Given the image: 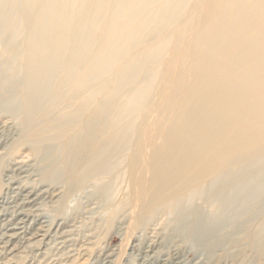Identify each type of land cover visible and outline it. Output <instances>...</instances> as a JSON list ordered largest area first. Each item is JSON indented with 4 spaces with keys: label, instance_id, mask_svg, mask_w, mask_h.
Masks as SVG:
<instances>
[{
    "label": "bare ground",
    "instance_id": "obj_1",
    "mask_svg": "<svg viewBox=\"0 0 264 264\" xmlns=\"http://www.w3.org/2000/svg\"><path fill=\"white\" fill-rule=\"evenodd\" d=\"M189 2L0 0V161L11 157L23 170L28 156L14 154L28 144L42 156L33 183L14 187L0 233L4 264L30 246L28 264L88 260L81 221L53 223L42 209L65 194H74L66 204L80 202L76 211L95 205L87 219L97 224L125 219L128 233L157 230L187 243L260 199L264 0ZM164 28L162 40L147 43ZM169 40L171 60L159 69ZM115 64L112 91L125 100L97 108L93 85ZM7 127L17 142L2 134ZM59 174L69 178L64 191L46 201ZM153 245L148 258L168 264Z\"/></svg>",
    "mask_w": 264,
    "mask_h": 264
},
{
    "label": "rangeland",
    "instance_id": "obj_2",
    "mask_svg": "<svg viewBox=\"0 0 264 264\" xmlns=\"http://www.w3.org/2000/svg\"><path fill=\"white\" fill-rule=\"evenodd\" d=\"M193 3L194 0H190L188 7H191ZM103 29L104 28L101 26L95 31L92 37L93 41H99ZM167 30H174L175 32L177 30V24L171 23ZM167 30L166 28L161 29V32H158L153 37H149L147 43L162 40V36ZM95 45L96 44H94V46ZM169 46L170 40L167 41L168 48L165 50L162 60L157 64L159 69L160 66L167 65L171 60L172 51L169 49ZM140 47L141 45H137L132 52L139 50ZM116 66L117 65L115 64L109 73L105 74L93 85V90L96 93V101L101 102L99 106L96 105L97 108L104 107L111 111L113 107H117L118 104H122L125 100V95L121 93V91L120 93L114 92L115 94L112 91L114 87L111 85H114L116 81L115 75H113ZM103 100L104 102L108 100V102H105V104L102 105ZM114 102L116 106L114 105ZM136 116V121H140L142 118V112L139 111ZM86 117L87 114H85L84 118ZM2 118L3 117L0 116V120ZM59 132L60 129H54L52 131L49 130L44 132L43 134L47 136ZM10 133L12 134L10 135ZM2 134L4 136L9 135L8 139L11 138L10 140L17 142L16 140L18 136H14L17 135V130L7 127L2 130ZM29 135L28 136L31 138L37 136L34 134ZM46 144L50 145V143L47 142L43 143V146L41 145L43 152L48 147ZM30 149V144L21 146L14 154L15 156H18L21 153H24L28 156L24 162L25 167H23V170L13 167L11 157L0 161V233L3 224L11 214V208L17 198L14 189L16 184L17 186L31 185L33 183L32 180L37 178V170L42 163L39 161V158L42 156L39 155L38 158L31 155ZM20 171L23 173L21 174ZM262 176L263 174H259V178ZM68 179L69 178L66 174H59L56 180L57 182H54L48 188L45 198L46 201L49 199L55 200L57 194H59L60 191H64L62 186L66 184ZM121 189L125 190L124 185H122ZM259 193L261 197L257 200L255 206L248 209L244 208L241 215L240 213L237 214L240 216L228 223L215 224L212 226L214 232L210 233V235L206 234L208 230H201L202 233L199 234V237L197 236L194 241L189 243L183 242L179 237L163 239L162 233H158L157 230L154 231L156 232L154 234H151L149 230V232L146 231L147 234L146 232L139 231L128 233L126 224L124 223L125 219L117 220L112 224L108 221L97 224L94 217L87 219V217H89V212L95 208V205H91V208L82 209V211H76L80 206V202L71 201L69 204L68 202L67 204L65 203L74 197V194L71 193L65 194L62 200L57 202L58 206L56 208L53 207L54 204L47 202L42 209L52 212V218L55 220L52 219L53 223H55L56 220L63 218V216H68L67 218L69 219L74 218L75 222L81 221L82 228H79V230L81 229L80 233H82L81 239L82 241H89V248L91 249H88L91 254H89L90 258L88 257V260L82 264H161L162 262L155 257L148 258L146 252L147 246L153 244L158 246L156 250L160 252L162 255L161 258H163L168 264H264V187L260 189ZM92 202L93 198H90L85 201L84 205L88 206ZM82 217H84V220H81ZM118 223H120V225ZM222 228H224L222 231L218 230ZM151 235H154L155 237L153 238ZM30 247L22 248V252L14 258L12 263L28 264L29 260L35 253L34 248ZM2 257L3 254L0 252V264H4ZM76 261L77 260H74L73 263H76Z\"/></svg>",
    "mask_w": 264,
    "mask_h": 264
}]
</instances>
